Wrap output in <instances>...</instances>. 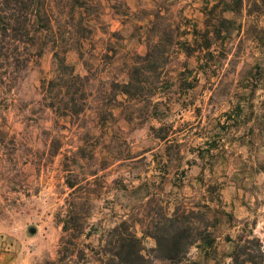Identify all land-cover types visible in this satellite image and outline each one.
<instances>
[{"label":"rangeland","instance_id":"rangeland-1","mask_svg":"<svg viewBox=\"0 0 264 264\" xmlns=\"http://www.w3.org/2000/svg\"><path fill=\"white\" fill-rule=\"evenodd\" d=\"M81 1L92 32L66 57L88 77L83 112L43 103L49 50L16 81L0 78V264H98L88 250L58 254L68 181L88 195L84 243L107 238L117 216L142 236L148 204L182 203L213 238L183 263L264 264V0H224V11L218 0ZM156 41L143 91L111 90ZM142 244L151 258L154 239Z\"/></svg>","mask_w":264,"mask_h":264},{"label":"trees","instance_id":"trees-1","mask_svg":"<svg viewBox=\"0 0 264 264\" xmlns=\"http://www.w3.org/2000/svg\"><path fill=\"white\" fill-rule=\"evenodd\" d=\"M71 1L73 4L67 15L64 12L67 0H0V78L16 81L31 63L37 62L49 50L52 53L53 76L49 79L43 77L40 81L42 101L46 107L60 111L61 115L79 114L87 106L85 92L88 77L77 73L66 55L72 44L70 42L75 40L78 43L79 33L84 30L92 32V25L87 23L84 26L82 23L81 10L86 4L81 0ZM218 1L223 4V11L229 9L224 0ZM63 15L69 17L72 23L66 22ZM225 21L224 17H218L220 24ZM159 45L157 41L148 45L144 55L136 56L144 61V67L134 63L128 80L121 83L114 81L110 89L119 87V92L127 96L132 94V90L142 92L145 80L141 76L144 74L145 78L146 73L158 68L153 49ZM67 186L71 190L65 199L66 208L59 217L63 235L58 254L60 258L62 255V259L76 249L80 258L86 257L88 253L84 250H88L93 256L88 257L98 264H150L153 258L177 263L193 244H210L213 241L204 214L181 203L172 211L162 205L155 207L148 204L145 215L150 218L139 223L144 226L142 236H150L155 241L150 250L151 258L145 252L142 236L133 231L134 223L121 216L116 217L118 219L108 231L107 238L100 236L96 245L84 243L80 236L90 216L88 211H83L88 195L84 196L73 181H68ZM148 195L150 203L155 201L153 193ZM153 214L157 215L156 219ZM84 235L90 236L89 233Z\"/></svg>","mask_w":264,"mask_h":264},{"label":"crops","instance_id":"crops-1","mask_svg":"<svg viewBox=\"0 0 264 264\" xmlns=\"http://www.w3.org/2000/svg\"><path fill=\"white\" fill-rule=\"evenodd\" d=\"M213 236H215V235H213ZM215 238L218 239L219 237L218 236H215ZM152 264H188V263H183L182 261L181 262H177V263H169V262L164 261V260L155 259L152 262ZM202 264H215V262H213V261H207L206 263H202Z\"/></svg>","mask_w":264,"mask_h":264}]
</instances>
